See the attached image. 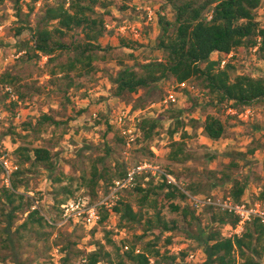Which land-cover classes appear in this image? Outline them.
<instances>
[{"label": "rangeland", "instance_id": "obj_1", "mask_svg": "<svg viewBox=\"0 0 264 264\" xmlns=\"http://www.w3.org/2000/svg\"><path fill=\"white\" fill-rule=\"evenodd\" d=\"M113 1L116 2V6H112L116 19L108 22L107 26L108 31L113 33H109L101 41L104 50L100 52V56L103 59L95 62L97 71L94 72L93 80L79 78L74 71L70 75L74 77L76 85L71 88H68L66 74L61 71V66L69 63L71 53L58 51L57 60L49 62L48 57L36 59L33 49L19 52L21 42L32 40V29L37 27L45 15L47 5H55L57 0H43L39 3L22 0L24 7L22 17L17 14L15 0L0 1V114L3 116L0 120V155L8 153L9 159L16 165L14 153L21 145L47 147L55 154L57 164L55 173L39 167L33 168L23 176L20 192L26 193L25 204L27 205L29 198L33 202V209L36 207L35 203H38L36 209L41 215L48 219L57 217L56 198L60 187L68 186L74 191L75 194L70 199L81 195L89 196L90 190L82 185V175L88 173L93 161L100 157L105 158V165H114L116 161L154 163L167 171L178 172L180 177L174 175L184 183L189 192L188 187L193 183L200 186V195H216L234 201L231 196L232 183L224 181V173H227L234 179L248 182L243 200H258L261 187L264 185V99L251 105L256 112L255 117L244 121L231 114L229 109L234 107L236 110H242L246 107L236 108L232 103L214 106L211 101L217 100L211 96L203 82L192 80L190 83L195 84L203 95L187 94L182 101L187 104L193 99L197 102L195 98H198L200 104L194 112L182 115L185 128L173 137L170 131L175 128V120L163 121L161 134L151 144L149 143L157 157L150 159L148 149L146 152L141 151V147L147 143L132 144L128 147L117 139L118 129L121 128L113 122L114 127L109 128L114 110L118 112L121 109H138L137 106H141L144 111L140 115L142 119L164 110L161 101L175 85L172 78L162 80L152 89H144L139 94H128L123 97L115 96V86L111 78L126 66L140 67L153 59L164 57V53L156 49L158 37L162 33L160 22L147 26L145 7L152 6L159 21L160 15L174 20V13L171 7L166 5L165 0H128L127 5L130 8L125 11L119 10L123 5L121 0ZM98 10L104 11L100 8ZM257 17L264 25V4L258 10ZM25 25L29 28L18 35L17 30ZM122 27H127L126 32H121ZM140 27H142L140 37L136 38L134 29L138 30ZM83 39L84 34L78 29L70 32L63 41L72 44ZM124 40L127 44L123 43ZM220 58V54L215 53L212 56L215 61ZM226 59L237 65V73L264 77V56H260L255 49L249 48ZM9 81L11 83L6 84ZM8 86L13 88L19 103L10 99V94L5 88ZM13 102L17 105L13 106ZM174 109L180 110L182 106H176ZM95 111H98V118L93 116ZM18 112L23 114L20 119L16 118ZM44 114H50L56 121L62 123L40 126L38 122ZM209 114L218 116L226 125V133L219 141L208 138L203 132V125ZM139 118L129 122L131 129L136 127ZM26 123H32L28 130H25ZM184 132L189 134L184 141L192 159L185 164L172 163L168 159L171 144L175 140L182 141ZM252 149H256L253 154ZM27 167L28 164L25 168ZM100 167L103 165L100 164ZM61 174H66L65 177L62 176L64 182H55V177ZM149 179L151 177H145L144 187ZM154 181L160 183L157 178ZM214 183H218L219 186L211 189ZM2 186L5 185L1 176L0 198L3 196ZM25 187H28V190H25ZM107 187V184L101 181L97 186L98 195L100 191L105 192ZM133 190L125 191L120 198L131 200L135 208L139 209L137 197L132 194ZM60 197L65 198V195ZM159 200L165 206L159 211L160 214L170 223L175 222L178 225L177 230L165 233L160 245L162 251L166 247V237L172 236L171 252L179 254L183 250H189L197 256L195 260L185 263L179 259L176 264H202L206 256L203 248L190 236V232L194 233L192 229L188 227L180 213L172 211L170 202L165 199V193L160 195ZM3 203L7 211L12 209L5 200ZM28 214L23 211L17 212L14 233L27 220ZM209 218L207 212H201L202 225L208 233L211 228L219 229V225L212 224ZM2 219L5 224L6 218ZM194 230H199L198 225ZM107 231L112 233L116 243L121 246L123 241L129 245L135 244L137 237L144 234L145 228L143 224H128L121 228L120 217L111 212L108 221L94 229L73 225L58 226V229L47 227L39 234L35 231L21 230L23 238L14 234L18 249L17 259L23 264H65V257L70 252V264H80L83 256L96 249H103V255L105 252L110 255H105L100 264L117 262V251L106 242ZM222 233L224 237L229 235L226 226L222 227ZM149 235L151 238L158 237L160 232L154 230ZM136 244L141 250L142 243ZM10 253V250H5L6 259L0 261V264H16L14 256Z\"/></svg>", "mask_w": 264, "mask_h": 264}, {"label": "trees", "instance_id": "obj_2", "mask_svg": "<svg viewBox=\"0 0 264 264\" xmlns=\"http://www.w3.org/2000/svg\"><path fill=\"white\" fill-rule=\"evenodd\" d=\"M40 1L43 0H32L33 3ZM121 1L123 5L119 10L125 11L130 8L127 5L128 0ZM165 2L171 7L174 20L160 15L162 33L158 37L156 49L162 51L164 57L153 59L140 67L126 66L112 76L115 96L139 94L141 90L152 89L162 80L172 78L175 84L192 82V80L202 81L211 96L217 100L211 101L214 106L232 103V106L236 108L249 107L264 99V77L237 73L238 67L232 61H227L225 67H221L223 59L249 48L255 49L259 46L257 53L264 56V25L257 17V12L264 4V0H165ZM15 5L18 16H24L22 0H15ZM112 6H116L113 0H57L55 5H47L45 15L37 27L32 29V40L21 42L19 52L33 49L36 59L42 60L48 57L49 62L57 60L58 51L71 53L69 63L61 66V71L66 74L69 81L68 88L76 85L74 77L70 75L74 71L77 72L79 78L86 77L93 80L94 72L97 71L95 62L103 59L100 56V52L104 50L101 41L109 33H113L107 29L108 22L116 19ZM98 8L104 11H99ZM28 28L27 25L20 27L17 34L21 35ZM78 29H81L84 34L83 41L76 40L72 44L63 41L70 32ZM123 43L127 44L125 40ZM215 53H220L219 61L212 59ZM9 83L11 81L6 84ZM185 92L190 94L188 91ZM195 100L197 102H194V99L190 100L180 110L171 107L157 115L139 118L135 127V134L138 137L134 144L147 143L146 146L141 147V151L146 152L148 149L150 159L157 157L149 143L151 144L161 134L163 121L165 119L175 120V128L170 131L173 137L185 128L182 115L186 112H194L198 108L197 105L200 103L198 98ZM16 105L17 103L13 102V106ZM137 108L133 111L142 110L141 106ZM61 123L50 114H44L38 122L40 126L60 125ZM31 125L32 123H26L25 130H28ZM113 127L114 125L109 122V128ZM118 130L117 139L127 145V138L121 129ZM203 132L208 138L219 141L226 133V125L218 116L209 114L203 125ZM186 137H189V134L184 132L182 141L172 142L168 155L172 163L185 164L192 159L187 143L184 141ZM255 152L256 149L251 150L252 154ZM14 154L16 168L12 176L13 188L2 186L3 196L0 198V261L6 259L5 250H10L16 264H23L17 259L18 249L14 234L21 235L23 238L21 230L35 231L39 234L47 227L58 229V226L52 224L46 216L41 215L38 209H33V202L29 198H27L29 200L27 205L25 204L26 193L20 192L23 185L22 178L33 168L39 167L55 173L57 164L55 154L47 147L21 145ZM104 162V157L94 160L90 171L82 175V185L90 190L89 196L93 199H97L100 195L101 191L98 195L97 186L101 181L107 184L105 192H108L114 181L127 175L131 166L142 163L141 161L132 163L116 161L114 165H105ZM100 164L103 165L102 168ZM170 172L180 177L178 172L174 170ZM0 175L2 176L1 168ZM62 176L65 177L66 174L56 176L55 182L63 183ZM152 176L151 173L140 176L132 192L137 197L136 203L139 209L135 208L131 200L126 201L123 198H120L113 207V212L120 217L121 228L128 224H143L144 234L137 237L136 242L142 243L141 250L138 252L136 243L129 245L126 241H123L120 246L112 237V233L107 231L106 242L118 253V261H110V264H176L179 259L184 263L189 261L192 251L183 250L179 254L171 252L172 236L166 237L164 251L160 247L165 233L178 229L177 223H170L159 212L165 207L159 200L163 193H165V199L170 202L169 206L172 211L180 213L188 227L195 233L190 232V236L199 247L203 248L206 256L202 264H264V224L259 219L249 223L241 235H234L231 238L224 237L222 227L229 224L236 226L239 218L229 212L206 208L202 213L207 212L211 223L219 225V229L211 228L208 233L202 225L201 213L187 205V195L178 187L169 185L167 181L155 183V178ZM145 177H151L146 182V187L143 186ZM224 178V181L232 183L231 196L234 202H245L243 195L247 191L248 182L234 179L227 173H224ZM216 186L219 184L214 183L211 189ZM188 188L191 193L200 195L199 185L191 183ZM26 189L28 190V187H25ZM74 194L68 186L60 187L56 198L58 213L57 217H52L53 223L60 219L62 205ZM60 195H65V198H61ZM3 200L12 207L10 211L6 210ZM258 200L264 202V185L261 187ZM19 211L29 214L27 220L14 233V220ZM102 215L101 225H104L110 218L111 212L103 209ZM2 218H6L5 224ZM197 225L199 230L195 231L194 228ZM154 230H158L160 235L151 238L149 233ZM126 245L130 246L129 250L124 249ZM64 250L67 251V249ZM70 254L68 252L66 255L65 264H70ZM105 255L110 254L105 252L103 255V249H96L83 256L80 264H100Z\"/></svg>", "mask_w": 264, "mask_h": 264}, {"label": "built area", "instance_id": "obj_3", "mask_svg": "<svg viewBox=\"0 0 264 264\" xmlns=\"http://www.w3.org/2000/svg\"><path fill=\"white\" fill-rule=\"evenodd\" d=\"M146 12V22L147 26L151 25L154 22H159V17L152 6L147 5L145 7ZM140 27L138 30L134 29V36L136 38L140 37ZM121 32H126L127 27H122ZM259 46L255 48V51H258ZM234 54H231L232 57ZM220 59H218L219 61ZM227 64V59L221 61V67H225ZM6 92L10 94V99L19 103L18 96L15 94L12 87H5ZM178 89L180 91H176ZM185 91H188L190 94H197L198 96L203 95L201 90L190 82L183 84L173 85L165 98L161 101V106L167 110L171 107L179 106L182 99L187 97ZM144 111L137 110L133 111V108L130 109H121L116 112L115 110L111 115V123L116 124L122 130L123 135L127 138V146L131 147L132 144L136 142L137 135L135 134L136 129L130 128V123L136 118L140 117ZM229 112L233 115L238 116L241 120L249 121L255 117V110L252 106L246 107L242 110H236L234 107H230ZM139 113V114H137ZM23 116L21 112L17 113L16 118L20 119ZM95 118L99 117L98 111L93 113ZM3 119L2 114H0V120ZM0 168L2 169V179L5 187L12 189V176L16 165L12 163L9 159V154H4L0 156ZM151 173L155 179L157 178L160 181H167L169 185H174L178 187L187 195V205L196 210L198 213H201L206 208H214L216 210H221L224 212H229L234 214L239 218V222L236 226L226 225L229 235L227 237H234V235H241L246 226L253 222L256 219H259L264 224V202L260 200L254 201H245L242 203H235L231 199L219 198L216 195H195L189 192L184 183L179 181L177 177L171 172L163 169L160 165L144 162L137 166H131L128 170V173L125 177L117 179L114 181L112 187L108 192H100V195L97 199H93L91 196L81 195L77 198L70 199L61 207L60 219L53 223L49 218L52 224L56 226H73L81 225L90 229H94L101 225L102 212L103 209L113 212V207L120 200L121 195L125 191L134 189L138 184V178L143 174ZM37 208L38 203H35ZM130 246L126 245L125 250H129ZM140 252V249H138ZM197 258L194 252H191L189 260L193 261Z\"/></svg>", "mask_w": 264, "mask_h": 264}, {"label": "crops", "instance_id": "obj_4", "mask_svg": "<svg viewBox=\"0 0 264 264\" xmlns=\"http://www.w3.org/2000/svg\"><path fill=\"white\" fill-rule=\"evenodd\" d=\"M217 55H219L220 53H216ZM184 100V99H183ZM185 102H183V101H181V103H180V105L182 106V108H184L185 106H186V104H184ZM179 105V106H180ZM202 196H204V195H202Z\"/></svg>", "mask_w": 264, "mask_h": 264}]
</instances>
